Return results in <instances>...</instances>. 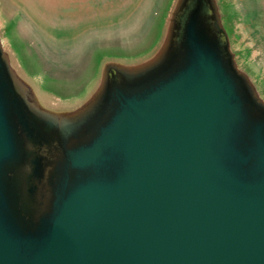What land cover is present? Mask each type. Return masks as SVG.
Wrapping results in <instances>:
<instances>
[{
	"label": "water",
	"instance_id": "95a60500",
	"mask_svg": "<svg viewBox=\"0 0 264 264\" xmlns=\"http://www.w3.org/2000/svg\"><path fill=\"white\" fill-rule=\"evenodd\" d=\"M234 98L200 57L131 105L109 151L71 165L46 225L14 189L32 157L0 79V264H264V131L238 138Z\"/></svg>",
	"mask_w": 264,
	"mask_h": 264
},
{
	"label": "rangeland",
	"instance_id": "374dc122",
	"mask_svg": "<svg viewBox=\"0 0 264 264\" xmlns=\"http://www.w3.org/2000/svg\"><path fill=\"white\" fill-rule=\"evenodd\" d=\"M199 37L217 48L233 125L252 142L248 128L264 131V0H0V79L32 157L13 185L30 222L43 207L30 178L57 179L49 225L71 165L109 151L131 105L176 87Z\"/></svg>",
	"mask_w": 264,
	"mask_h": 264
},
{
	"label": "bare ground",
	"instance_id": "6f19581e",
	"mask_svg": "<svg viewBox=\"0 0 264 264\" xmlns=\"http://www.w3.org/2000/svg\"><path fill=\"white\" fill-rule=\"evenodd\" d=\"M1 16L5 18L7 15L3 12ZM47 171L45 172V169L41 168V174L37 176L36 180H34V178L32 177L30 178V186H31L30 189L32 190L34 188L33 197H36L38 195V198L42 200V206H43L40 210V216L39 215L35 216L36 217L35 221L37 222H39L40 217L44 216L46 212L53 207V201H54L53 197H55L54 194L55 191H51V189H54L55 182L57 181V179L51 173L50 176V174L48 173L49 171L48 172ZM52 178H53V182L50 183L52 181ZM28 201H29L28 204H30L29 209L31 208L33 209L31 199L28 198Z\"/></svg>",
	"mask_w": 264,
	"mask_h": 264
},
{
	"label": "flooded vegetation",
	"instance_id": "af4514ba",
	"mask_svg": "<svg viewBox=\"0 0 264 264\" xmlns=\"http://www.w3.org/2000/svg\"><path fill=\"white\" fill-rule=\"evenodd\" d=\"M201 37H199V43H197L196 45L193 46V55H194V60H196V63L199 62V58L200 57H210V56H214L215 60L217 61V63H219V52L217 50V48L213 45V43H210L209 41H203L206 42L205 44L203 42H200ZM217 52V53H216ZM232 99H233V94H232ZM235 101V98H234Z\"/></svg>",
	"mask_w": 264,
	"mask_h": 264
}]
</instances>
